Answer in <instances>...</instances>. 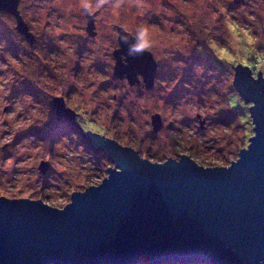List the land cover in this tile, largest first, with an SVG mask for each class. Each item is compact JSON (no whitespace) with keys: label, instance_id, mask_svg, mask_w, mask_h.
Segmentation results:
<instances>
[{"label":"rangeland","instance_id":"1","mask_svg":"<svg viewBox=\"0 0 264 264\" xmlns=\"http://www.w3.org/2000/svg\"><path fill=\"white\" fill-rule=\"evenodd\" d=\"M18 9L35 41L0 11V197L63 208L115 167L73 122L57 119L52 96L79 114L84 134L100 133L153 162L184 154L204 167H228L248 147L253 104L236 90L234 67L264 76V0H125L119 7L109 0L90 12L95 36L80 0H20ZM143 23L156 41L148 50L158 64L152 89L113 75L117 27L134 35ZM155 114L163 122L158 133Z\"/></svg>","mask_w":264,"mask_h":264},{"label":"water","instance_id":"2","mask_svg":"<svg viewBox=\"0 0 264 264\" xmlns=\"http://www.w3.org/2000/svg\"><path fill=\"white\" fill-rule=\"evenodd\" d=\"M19 3L0 0V11L15 16L17 31L32 45L35 37ZM86 12L87 30L94 36L95 15ZM117 30L114 77L152 89L155 58L150 51L130 56L135 37L123 27ZM237 66L233 83L253 104L249 111L255 126L236 161L204 167L182 154L179 160L153 162L132 147L90 133L91 146L115 167L108 168L101 184L73 192L63 208L1 196L0 264H137L143 257L151 264H264V77L256 79L248 66ZM52 97L58 115L73 122L74 112L62 97ZM151 121L158 133L161 115ZM39 169L46 174L49 164L42 162Z\"/></svg>","mask_w":264,"mask_h":264},{"label":"clouds","instance_id":"3","mask_svg":"<svg viewBox=\"0 0 264 264\" xmlns=\"http://www.w3.org/2000/svg\"><path fill=\"white\" fill-rule=\"evenodd\" d=\"M128 3L134 4L137 6H142L145 3V0H127ZM81 7L88 10L89 12H94L100 9L103 5L109 3V0H80ZM125 3V0H117V7L120 4ZM149 26L146 23L139 24L135 27L134 37L135 43L131 44L128 48V54L130 56L142 55L144 52L151 50L156 41L148 39ZM121 39H124L127 42L126 37L122 36Z\"/></svg>","mask_w":264,"mask_h":264},{"label":"flooded vegetation","instance_id":"4","mask_svg":"<svg viewBox=\"0 0 264 264\" xmlns=\"http://www.w3.org/2000/svg\"><path fill=\"white\" fill-rule=\"evenodd\" d=\"M95 36V35H94ZM114 55V54H113ZM54 103V102H53ZM65 107L67 108V109H70V110H72L66 103H65ZM73 111V110H72ZM74 112V111H73ZM57 113V112H56ZM76 115H78L76 112H74V116H75V119H76V117H78V116H76ZM57 117L59 118V119H61V120H66V121H71L67 116H60V115H58V113H57ZM74 123L76 122V121H73ZM90 133H93V132H88L87 134H84V138H85V141L87 142V144L91 147V149L93 150V151H96V152H100V153H103L102 151H99V150H96V149H94L92 146H91V144H90V141H89V135H90ZM97 134H99V135H102V134H100V133H97ZM102 136H104V135H102ZM106 137V136H105ZM106 138H108V137H106ZM111 139V138H110Z\"/></svg>","mask_w":264,"mask_h":264},{"label":"trees","instance_id":"5","mask_svg":"<svg viewBox=\"0 0 264 264\" xmlns=\"http://www.w3.org/2000/svg\"><path fill=\"white\" fill-rule=\"evenodd\" d=\"M238 67V66H237ZM237 67L235 68V71H236V69H237ZM252 72V76L254 77V75H253V71H251ZM260 76H263L262 75V73H259L258 74V77H254V78H256V79H258ZM264 77V76H263ZM242 97V96H241ZM243 98V97H242ZM244 99V98H243ZM247 103H251V102H249V101H247L246 99H244ZM251 114V113H250ZM255 126V125H254ZM143 260H145V261H148L145 257L144 258H142V259H140L139 261H138V263L140 262V261H143ZM149 264V263H148ZM151 264V263H150ZM158 264H176V263H172V262H163V263H158ZM191 264V263H190ZM192 264H209V263H201V262H196V263H192Z\"/></svg>","mask_w":264,"mask_h":264}]
</instances>
